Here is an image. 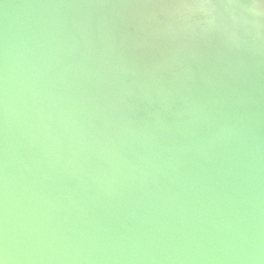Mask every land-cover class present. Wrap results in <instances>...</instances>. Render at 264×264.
I'll return each mask as SVG.
<instances>
[{"label":"water","instance_id":"1","mask_svg":"<svg viewBox=\"0 0 264 264\" xmlns=\"http://www.w3.org/2000/svg\"><path fill=\"white\" fill-rule=\"evenodd\" d=\"M204 2L0 0L4 264H264V0Z\"/></svg>","mask_w":264,"mask_h":264},{"label":"clouds","instance_id":"2","mask_svg":"<svg viewBox=\"0 0 264 264\" xmlns=\"http://www.w3.org/2000/svg\"><path fill=\"white\" fill-rule=\"evenodd\" d=\"M220 7H223L225 9L229 8V7H234V5H229V4H224L221 5ZM217 8L216 4L213 3H203L201 5H199L196 9L197 12H200L202 14H209L212 10H215Z\"/></svg>","mask_w":264,"mask_h":264},{"label":"snow or ice","instance_id":"3","mask_svg":"<svg viewBox=\"0 0 264 264\" xmlns=\"http://www.w3.org/2000/svg\"><path fill=\"white\" fill-rule=\"evenodd\" d=\"M203 3H206V2H204V0H203ZM0 264H4V261L0 260Z\"/></svg>","mask_w":264,"mask_h":264}]
</instances>
